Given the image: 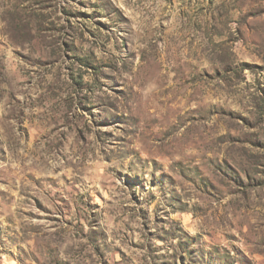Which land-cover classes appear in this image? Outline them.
<instances>
[{
  "label": "rangeland",
  "instance_id": "obj_1",
  "mask_svg": "<svg viewBox=\"0 0 264 264\" xmlns=\"http://www.w3.org/2000/svg\"><path fill=\"white\" fill-rule=\"evenodd\" d=\"M0 264H264V0H0Z\"/></svg>",
  "mask_w": 264,
  "mask_h": 264
}]
</instances>
